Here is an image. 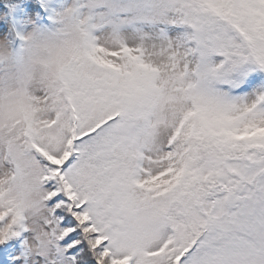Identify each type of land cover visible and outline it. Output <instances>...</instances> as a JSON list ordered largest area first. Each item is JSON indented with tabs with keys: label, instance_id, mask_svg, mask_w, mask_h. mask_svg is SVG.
<instances>
[{
	"label": "snow or ice",
	"instance_id": "snow-or-ice-1",
	"mask_svg": "<svg viewBox=\"0 0 264 264\" xmlns=\"http://www.w3.org/2000/svg\"><path fill=\"white\" fill-rule=\"evenodd\" d=\"M29 7L8 63L35 67L0 73V264H264V0Z\"/></svg>",
	"mask_w": 264,
	"mask_h": 264
},
{
	"label": "rangeland",
	"instance_id": "rangeland-1",
	"mask_svg": "<svg viewBox=\"0 0 264 264\" xmlns=\"http://www.w3.org/2000/svg\"><path fill=\"white\" fill-rule=\"evenodd\" d=\"M58 2L59 0H52L53 6H56ZM32 4L38 5L36 0H27V4L14 13L0 7V26L3 27V34L15 36L16 33L23 34L34 27L44 26L41 24V18L47 19V16L41 17L38 12L29 7Z\"/></svg>",
	"mask_w": 264,
	"mask_h": 264
},
{
	"label": "clouds",
	"instance_id": "clouds-1",
	"mask_svg": "<svg viewBox=\"0 0 264 264\" xmlns=\"http://www.w3.org/2000/svg\"><path fill=\"white\" fill-rule=\"evenodd\" d=\"M39 27V26H37ZM35 28L29 29L23 33L24 40H28L32 37ZM21 39L18 33L15 36H10L8 33L0 35V73L14 72L23 70L25 68L35 67L34 52L26 51L23 55V64L21 69H16L14 65L8 63L9 58L20 55Z\"/></svg>",
	"mask_w": 264,
	"mask_h": 264
},
{
	"label": "trees",
	"instance_id": "trees-1",
	"mask_svg": "<svg viewBox=\"0 0 264 264\" xmlns=\"http://www.w3.org/2000/svg\"><path fill=\"white\" fill-rule=\"evenodd\" d=\"M37 2L40 0H36ZM27 4V0H0V7L5 8L8 12H18L22 6ZM42 20V19H41Z\"/></svg>",
	"mask_w": 264,
	"mask_h": 264
}]
</instances>
